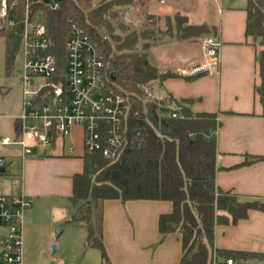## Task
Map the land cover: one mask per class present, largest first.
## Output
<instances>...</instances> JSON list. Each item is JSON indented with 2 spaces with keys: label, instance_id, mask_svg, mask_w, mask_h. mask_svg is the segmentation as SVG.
<instances>
[{
  "label": "trees",
  "instance_id": "16d2710c",
  "mask_svg": "<svg viewBox=\"0 0 264 264\" xmlns=\"http://www.w3.org/2000/svg\"><path fill=\"white\" fill-rule=\"evenodd\" d=\"M7 1L9 5L17 2L9 8L14 25L0 28L5 69L9 73L20 47L25 0ZM54 1L59 4L57 10H50L44 0H29L30 18L41 14L57 56L64 54L68 20L78 22L91 34L105 56L106 86L128 98L129 127L141 133V145L126 147L117 160L104 158L100 151H84L80 157L82 167L71 177L68 201L75 211L72 221L83 225L87 231L88 246L98 249L102 262L110 264L102 242L104 201H168L171 210L158 216L157 230L161 240L169 234H178L181 256L177 264H212L214 255L232 263L264 264V253L214 247L217 225L236 224L246 219L251 210L264 212V201L241 200L216 186V136L221 125L218 113H193L190 99L176 100L170 94L159 101L149 100L141 89L153 81L178 76L170 71L159 72L149 59L147 48L151 45L144 44V51H137L133 41L165 38L171 34L189 37L202 31L213 34L214 28L189 24L187 18L178 13L163 18L145 13V24L143 22L139 30L116 34V24L121 31L126 29L118 18L131 4L130 0ZM244 10L245 36L259 46V84L254 90L264 117V0H247ZM111 73L114 80L110 79ZM134 112L137 114L133 115ZM172 114L176 116L171 117ZM18 128L15 120L14 131ZM54 142L55 138L51 140L52 146ZM258 161H264V157L246 156L241 165Z\"/></svg>",
  "mask_w": 264,
  "mask_h": 264
},
{
  "label": "crops",
  "instance_id": "0c3cea01",
  "mask_svg": "<svg viewBox=\"0 0 264 264\" xmlns=\"http://www.w3.org/2000/svg\"><path fill=\"white\" fill-rule=\"evenodd\" d=\"M198 6L204 7L207 13V8L210 7L215 14L195 20L199 15ZM160 7H165V11L180 10L189 24L213 27L212 36H217L222 42L220 66L216 74L166 78L158 82L161 94L163 97L170 94L176 100L190 99L193 113H218L221 125L216 136V186L241 200L264 201V161L241 165L246 156L264 157V117L261 116L262 106L254 90L259 84V46L256 41L245 36V10H223L220 0H185L184 4L172 3ZM155 46V65L159 72L170 71L174 65H187L199 59L197 45L178 46V43L172 42ZM14 122L15 117H11L8 129L0 132L2 137L13 138ZM68 139L80 144V149L77 147L71 155L64 152L62 145L56 153L38 150L35 156L30 155L22 162V189L32 200L23 222L22 251L25 264V235L31 225L37 223L38 218L35 205L39 207L43 200L52 196L68 198L71 194V177L81 170L83 148L79 129L74 128ZM62 142L64 141L59 143ZM54 148L55 146L52 149ZM43 154L47 157L42 156ZM7 165L5 162V169ZM15 188L16 184L10 188L9 193ZM102 210V242L110 264L178 263L181 256L178 234H169L161 240L157 230V218L160 214L170 212V202L122 203L118 200H106ZM70 211H66L63 216H70ZM54 224L57 223L50 222L47 256L53 255L50 254V247L57 234V231L54 232L57 228ZM150 246L154 248L150 249ZM214 247L264 253V212L251 210L246 219L239 220L236 224L217 225L214 228ZM213 259L215 264L226 262L216 255ZM232 264L261 263L236 261Z\"/></svg>",
  "mask_w": 264,
  "mask_h": 264
},
{
  "label": "built area",
  "instance_id": "2783aa9c",
  "mask_svg": "<svg viewBox=\"0 0 264 264\" xmlns=\"http://www.w3.org/2000/svg\"><path fill=\"white\" fill-rule=\"evenodd\" d=\"M154 1L159 6L185 3V0ZM16 4V1L9 5L7 0H0L1 26L14 25L9 8ZM46 4L50 10L59 8L54 0H47ZM68 23L64 54L57 56L41 14L31 19L29 0H25L19 47L23 55L20 71L22 114L15 118L19 128L13 138H0L2 146H17L21 162L35 149L42 152L52 149L58 141L70 137L74 128L80 131L83 152L100 151L104 158L112 161L131 144L141 145V133L129 127L131 106L128 98L105 84L106 61L98 43L78 22L68 20ZM172 42L177 43L176 39L167 38L158 40L156 45ZM194 43L199 48L198 61L174 65L170 72L182 78L216 74L220 66L221 40L209 35ZM0 167H5L1 157ZM16 180L13 192L0 194V264H25L23 222L32 200L22 189V173ZM54 264L60 262L56 260ZM212 264H215L214 259ZM225 264L232 262L226 260Z\"/></svg>",
  "mask_w": 264,
  "mask_h": 264
},
{
  "label": "rangeland",
  "instance_id": "374dc122",
  "mask_svg": "<svg viewBox=\"0 0 264 264\" xmlns=\"http://www.w3.org/2000/svg\"><path fill=\"white\" fill-rule=\"evenodd\" d=\"M139 4L131 3L118 18L122 27L116 24L114 32L116 34H126L129 31L139 30L144 22L145 13L152 14L156 17L163 18L165 16L172 17L178 13L182 16L180 10L165 11V7H160L154 0H143ZM247 0H220V6L223 10L228 9H244ZM182 4V3H181ZM184 4V3H183ZM167 8V7H166ZM195 20H202L203 17L214 15L213 9L207 8L208 13L204 11V7L198 6ZM188 20V19H187ZM5 27L1 26L0 28ZM212 35L211 32L202 31L189 37H182L175 34L166 36L165 38H151L148 40L139 39L133 41V48L137 51H144V44H149L147 48L150 62L156 67L155 57L157 55L156 43L162 39H176L178 46L180 42L182 46L196 47L198 38ZM23 65V55L20 50L15 54L12 60V66L9 73L5 69L4 59V39L0 36V132L8 129L11 117H18L22 114V84L20 81V71ZM157 68V67H156ZM158 70V69H157ZM169 71V70H168ZM158 80L142 86L143 95L149 100L159 101L163 99L160 89L158 88ZM162 96V97H161ZM144 98V96H143ZM2 137V134H0ZM64 142L55 145L54 149H48L47 152H58L59 148L64 145V152L71 155L77 147L80 149V144L71 142L66 137ZM71 148L72 151L69 149ZM38 150H33L32 156H35ZM0 157L8 164L6 172L0 174V194H7L13 185L17 183L16 177L22 173V162L18 154V148L14 145L0 146ZM14 177V178H12ZM35 210H38L37 223L31 225L27 235V242L24 246L25 261L27 264H54L56 260L60 264H106L102 262L101 254L98 249L88 246L87 231L83 225L72 221L71 217L75 216L74 209L70 208L68 198L64 196H52L42 201L39 207L35 205ZM71 210V211H70ZM70 211V216L64 217L65 212ZM50 222L57 223L56 229L62 230V233L55 234L51 245H56L57 250L53 255L47 256L49 252V230ZM54 227V226H53ZM155 246V245H154ZM154 246H150L153 249Z\"/></svg>",
  "mask_w": 264,
  "mask_h": 264
},
{
  "label": "water",
  "instance_id": "95a60500",
  "mask_svg": "<svg viewBox=\"0 0 264 264\" xmlns=\"http://www.w3.org/2000/svg\"><path fill=\"white\" fill-rule=\"evenodd\" d=\"M44 2L46 3L47 0H44ZM110 79L111 80H114V74L113 73L110 74ZM4 172H5V168L4 167H0V173H4ZM59 233H60V230H57V234H59ZM56 249H57L56 245H51V247H50V254H54V252L56 251Z\"/></svg>",
  "mask_w": 264,
  "mask_h": 264
}]
</instances>
